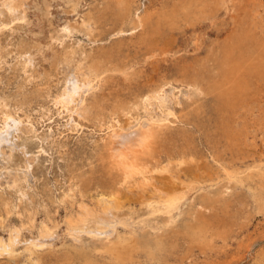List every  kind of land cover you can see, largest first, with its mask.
<instances>
[{
    "label": "bare ground",
    "instance_id": "1",
    "mask_svg": "<svg viewBox=\"0 0 264 264\" xmlns=\"http://www.w3.org/2000/svg\"><path fill=\"white\" fill-rule=\"evenodd\" d=\"M109 2L119 30L126 26L135 31L142 28L137 50L151 57L168 53L167 36L181 26L189 25L194 32L198 27H215V38L204 46L205 54L201 53L203 41L198 43L197 38L198 53L194 61L176 69L175 74L181 77L182 83L186 82L188 89L175 86L171 75L162 74L147 81L145 78V87L129 95L119 92L111 97L109 91L99 96L94 89L108 81H117L114 73L125 75L128 86L132 85L137 71L132 62L135 58L127 48L118 46L97 56L78 48L51 57V64L58 71V66L63 69V79L58 81L62 84L53 100L55 105L69 112L70 120L77 114L98 120L100 125L108 122L106 127L112 130L90 161V170H72L74 183L69 191L78 189L81 200L78 210L65 219L66 231L83 245L68 251L66 259L83 264H135L145 258L155 263L184 264L196 249L206 254L221 248L220 242L225 244L222 247L227 246L239 216L231 208L234 204L228 196L237 186H248L256 212H264V151L257 143L258 133L264 129V3L262 0L239 3L236 0H169L154 3L151 9L142 11V4L138 5L137 0ZM76 9L75 3L73 11ZM222 11L229 13L227 22H218ZM45 13L50 14L49 7ZM0 14L8 15L10 21L24 18L25 0H0ZM101 17L103 14L98 19L88 16L76 26L65 24L58 29L59 38L71 35L76 29L92 35ZM32 47L20 50L25 54L24 68L35 62ZM37 48L44 52L41 46ZM90 93L94 99L87 102ZM185 95L197 101L194 107L197 115L202 113L199 100L211 95L215 101L213 123L201 124L211 126L214 132L212 135L209 131L206 136L217 151H212L210 156L222 173L219 180L215 181L213 174L204 176L210 170L199 163L195 148L198 146L191 132H180L178 139L170 134L179 117L177 107ZM7 97H0V162L3 163L9 162L7 151L16 144L14 137L23 125L17 112L10 109L12 99ZM30 164L29 158L24 168ZM97 170L101 172V179L97 178L96 195L87 203L83 197L89 194L87 189ZM23 177L26 173L20 168H0V227L27 195L20 185ZM3 179L16 188V202L5 197ZM204 182L208 183L205 191ZM69 194L62 196V201L68 200ZM27 212L30 218L31 209ZM9 229L7 238L0 236V256H15L21 241L24 227ZM37 230V238L26 242L31 256L39 254L44 239L54 231L44 222ZM254 264H264V255L257 257Z\"/></svg>",
    "mask_w": 264,
    "mask_h": 264
},
{
    "label": "rangeland",
    "instance_id": "2",
    "mask_svg": "<svg viewBox=\"0 0 264 264\" xmlns=\"http://www.w3.org/2000/svg\"><path fill=\"white\" fill-rule=\"evenodd\" d=\"M109 1L25 0L24 18L10 21L8 15L0 14V97L3 95L8 96L7 98L9 100L12 99L10 109H14L17 112V116H20L23 120L21 130L14 137L16 144L12 145L10 151H7L10 154L9 162L5 160V165L3 162H0V168L4 166L24 170L26 177L20 180V185H23L22 189L24 188L23 190L27 193L23 199L27 201L24 202L22 200L23 202L18 206V209L16 208L11 215L7 216L8 218L6 217L4 221L5 227H0V236L4 238L9 236V228L24 227L20 237L21 241L16 246V255L13 257L0 256V264L84 263L78 260L72 262L66 259L68 257V251L81 248L83 245L78 241H74L66 231L65 219L78 210V205L81 200V192L78 189L76 192L69 191L70 186L74 183L71 177L72 170L76 172L90 170V161L98 153L105 141H107L106 138H108L112 130H110V127L107 128L109 125L108 122H102L100 125V122L97 123L98 120L78 116L77 114H74V120H70L69 112H65L60 105H57L58 107L55 105L53 100L62 84V81L59 83L58 81L63 79V69L58 66V71L51 64L54 56L57 54L61 55L66 50H76L78 48H81L85 53H90V55L95 56L118 46L127 48L135 58L132 62L135 63V69L137 71V75H134L135 78L133 77L132 85L128 86V82L124 79L125 75H120L117 72L114 73L118 76L117 81H108L106 83L103 81L102 83L104 85H100L94 89V92L99 96L109 94L110 92L111 97L119 92L126 96L144 88L146 83L144 82L145 78V81H147L149 78H155L162 74L171 75L172 79H174L175 86L178 85L177 87L179 88L188 89L186 82L182 83L181 77L175 74L176 69L184 63L194 61L193 57L198 53L196 50L197 45L195 44L197 38L199 39L198 43L203 41V44L200 43L201 53L203 54L206 52L204 46L206 47L215 38V27H198L196 32H194L189 25L185 26L187 29L181 26L170 31V35L168 34L167 36L168 53L151 57L137 50L138 43L143 34L142 28L135 31V29H128L129 27L126 26L124 30H119L118 21L112 14ZM167 1L169 0H137V4L139 5L141 3L142 11H145L148 8L151 9L153 6ZM240 1L243 0H236L237 3ZM75 3L77 4V9L73 11V4ZM262 3H264V0H262ZM47 7L50 9L48 16L45 13ZM100 14H103V17L98 20L97 27L94 28L92 35H87L85 32L76 29L71 35L59 38L58 29L61 26L63 27L65 24L76 26L81 23L80 21L83 18L94 16L98 19ZM228 20L229 13L226 14L225 11H222L218 22H227ZM31 46H33L32 54L35 62L33 61V65L28 66L29 68H24L22 62L24 61L25 54L23 51L21 53L20 50L23 47ZM37 46H41L44 52L41 53V51L36 50L38 49ZM133 52L134 54H132ZM51 57L53 58L51 59ZM184 84H186L185 87ZM186 95L183 97V102L177 107L179 117L177 122L173 123L174 128L170 130V134H172V137L176 136V139H178L181 133L186 131L191 132L195 146H198L195 147L197 151V156H195L198 158L199 163L203 165V168L204 166H208L207 170H210L207 173L205 169L206 173L204 176L207 178L210 177V174L211 176L213 174L212 177L215 178V181L219 180L218 177L222 173L218 171L219 167L217 163H214L215 161L210 156L213 153L212 151L214 153L217 151L214 149V144L208 142L206 136L211 131V126L205 127L201 124L205 123L208 126L210 122L213 123L215 119L213 104L215 101L211 95H207L202 100H199L198 103L201 102L202 113L197 115L194 111L197 101L186 97ZM93 99V95L90 93L87 95L86 101L91 102ZM120 118L122 120L125 119V117ZM75 124H78V126L75 127ZM211 133L212 135L214 134L212 131ZM263 136L264 129H261L258 133L257 143L258 148H262L261 150L264 151ZM25 137L29 139L25 141ZM221 149L220 147L219 150ZM228 156L225 155L224 158L227 157L229 159ZM29 158L31 160L30 167H28L30 170L24 168ZM215 170L216 173L218 171L217 174H215ZM100 173L97 170L92 175L91 185L89 188L86 187L88 188L87 192L89 194L83 198L87 203H91V199L96 195V186L99 185V183H96L99 182L97 178L100 177L99 179H101ZM23 179L27 181L24 182L22 181ZM5 180L3 179L4 182ZM204 183L205 191V189H208V183H205L206 185ZM1 186L4 190L5 197L8 199L14 198L12 200L16 202L18 194L16 188L12 187L11 183L8 184L6 182L1 184ZM99 188L97 190H100ZM74 192L75 196L73 195ZM65 194H69L70 196L67 195L68 200L62 201L61 198ZM228 200L234 204L231 208H234L239 213L238 218L235 219L233 232L230 233L228 239L229 245L227 244V246L222 247L225 244L220 242L218 245L221 248L209 250L207 252L208 254H201L196 249L191 254L192 258L186 259L184 264H254L257 257L264 255V212H256L249 187L246 185L237 186L232 190V194L228 196ZM35 205H37V209H35ZM29 208L32 213L30 214V218L33 219L32 222L31 220L28 221L30 219L28 217L29 212H27L30 211ZM32 209L37 211H32ZM247 209L251 212H248ZM23 212L24 217H22ZM41 221L54 231L50 237L44 239L45 243L40 249L39 254L31 256L29 251L26 250V242L37 238V229L42 224ZM23 224H26V226ZM32 224L34 227L31 226ZM83 240L86 241V238L83 237ZM135 264L162 263L150 262L146 261L145 258H141Z\"/></svg>",
    "mask_w": 264,
    "mask_h": 264
}]
</instances>
